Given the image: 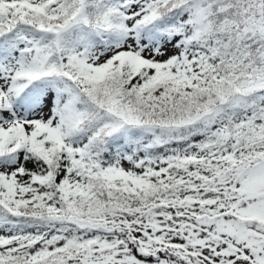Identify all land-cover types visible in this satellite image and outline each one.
Returning a JSON list of instances; mask_svg holds the SVG:
<instances>
[{"label":"snow or ice","instance_id":"obj_1","mask_svg":"<svg viewBox=\"0 0 264 264\" xmlns=\"http://www.w3.org/2000/svg\"><path fill=\"white\" fill-rule=\"evenodd\" d=\"M0 264H264V0H0Z\"/></svg>","mask_w":264,"mask_h":264}]
</instances>
